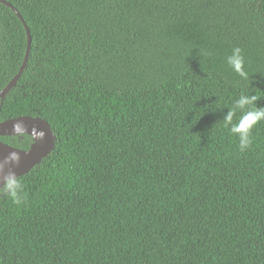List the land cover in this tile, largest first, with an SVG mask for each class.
Masks as SVG:
<instances>
[{"label": "trees", "instance_id": "1", "mask_svg": "<svg viewBox=\"0 0 264 264\" xmlns=\"http://www.w3.org/2000/svg\"><path fill=\"white\" fill-rule=\"evenodd\" d=\"M4 1L31 47L0 123L55 146L0 195V264H264V120L244 151L224 125L241 95L264 108V0ZM25 46L0 4V91Z\"/></svg>", "mask_w": 264, "mask_h": 264}, {"label": "clouds", "instance_id": "2", "mask_svg": "<svg viewBox=\"0 0 264 264\" xmlns=\"http://www.w3.org/2000/svg\"><path fill=\"white\" fill-rule=\"evenodd\" d=\"M227 63L242 79L248 78V73L245 70V59L242 55V50L234 48L232 54L228 56ZM257 101L255 95H241L235 102L233 108L224 118L225 127L230 126V132L239 139V147L244 151L251 147L252 138L251 132L253 127L260 121L264 120V108H252ZM241 112L238 122L233 123V117L236 111ZM13 136L19 139L30 137L33 141L43 140L46 133L43 129L33 126L31 131L23 121H17L12 125ZM21 161L19 152L11 151L7 156L0 161V172H3L5 167H8L7 173L2 176V185H0V195L10 196L16 204H20L22 197L21 192L23 185L13 168L18 167Z\"/></svg>", "mask_w": 264, "mask_h": 264}, {"label": "water", "instance_id": "3", "mask_svg": "<svg viewBox=\"0 0 264 264\" xmlns=\"http://www.w3.org/2000/svg\"><path fill=\"white\" fill-rule=\"evenodd\" d=\"M0 4L7 7L11 10V12L16 16V18L21 23L26 37V46L25 52L22 60V64L19 67L17 74L13 77V79L7 84V86L0 91V103L3 102L7 94L16 86L17 81L19 80L22 72L24 71L29 51L31 47V36L29 33V29L27 28L26 24L24 23L22 17L18 13V11L12 7L9 3L5 2L4 0H0ZM17 121H23L25 125L28 127V130L31 131L33 126L41 128L45 131L46 136L43 140L33 141L31 138V145L27 150H19L17 148L8 146L2 142H0V161L3 160L5 156L8 155L11 151H17L20 154L21 161L18 167L13 168L16 172L17 176L20 178L31 170H33L36 166H38L44 159H46L51 152L54 150L55 146V136L51 131L50 126L44 121L39 118H32V117H18L11 120H6L0 123V138L3 137H14L12 125ZM8 167H5L3 172H0V185H2V176L7 173Z\"/></svg>", "mask_w": 264, "mask_h": 264}, {"label": "flooded vegetation", "instance_id": "4", "mask_svg": "<svg viewBox=\"0 0 264 264\" xmlns=\"http://www.w3.org/2000/svg\"><path fill=\"white\" fill-rule=\"evenodd\" d=\"M16 138V137H15ZM18 140H20L19 138H17Z\"/></svg>", "mask_w": 264, "mask_h": 264}]
</instances>
